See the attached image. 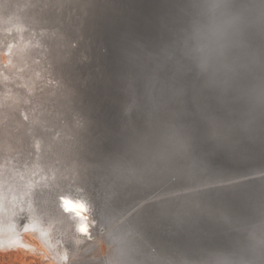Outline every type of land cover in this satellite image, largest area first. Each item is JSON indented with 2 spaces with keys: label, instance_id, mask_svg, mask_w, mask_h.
Wrapping results in <instances>:
<instances>
[{
  "label": "water",
  "instance_id": "water-1",
  "mask_svg": "<svg viewBox=\"0 0 264 264\" xmlns=\"http://www.w3.org/2000/svg\"><path fill=\"white\" fill-rule=\"evenodd\" d=\"M37 1L42 5H51L53 9L45 11L37 5L30 11L34 14L29 15L24 11L28 2L15 0V13L9 15L18 16L19 19H15L23 20L26 26L29 23L46 22V19H52V13L54 21L51 26L61 22L64 29H71V34H74L72 36H80L87 43L92 34L96 41L101 36L108 35L110 45L114 47V61H109L110 65L97 74L99 79L87 84L86 92H82L91 99L97 97L83 103L91 114L89 120L92 128L86 130L87 140L94 138L91 134L105 135L99 133L102 123L106 126L105 131L122 124L121 128L131 126L137 131L133 121L132 125L123 123L118 110L122 104L130 108L129 114L135 109L131 116L133 120L142 115V121L149 124L150 113L157 115L160 112L150 105L152 99L137 93L146 109L131 101L127 104V101L131 100L133 94L129 90L130 86H137L142 93L144 89H151L147 85L151 81L154 86L161 85L165 89L164 95L170 98L171 110L167 116L175 118L174 129L181 130L182 135H189L184 157L169 163L172 165L176 162L184 167L182 169L190 172L186 175L188 184L192 183V173L198 169L201 172L203 168L204 173L200 175L205 177V172L219 174L220 177L217 176L215 180L264 170V0H222L225 6L217 15L232 22L223 47H217L207 33L210 24L206 11L208 0H109V7L102 4L99 6L100 0ZM61 6L73 9L70 12L69 9H64L61 14L58 12ZM138 9L139 12L135 15L134 12ZM73 13L75 17L72 16ZM0 17L5 19V16ZM259 17L262 18L258 19ZM60 37L62 39L55 42L60 51H65L78 64L88 61L84 59L87 50L83 48L79 37L68 38L69 43H66L65 36ZM134 39L138 41L137 47L130 46ZM73 41L75 45L78 44V48L71 47ZM99 43L105 45L104 41ZM113 71H118L123 76V82L111 75ZM117 86H121L120 89ZM82 96L84 95H79L78 98L80 103ZM201 101L209 104L208 116L217 120V124L224 126V129H216L205 118ZM176 105H183L180 116L171 115ZM110 110L120 119L109 117L107 113ZM102 112L107 113L104 115ZM97 118H101L100 124V119ZM116 120L121 121V124ZM153 131L149 130L144 136L148 137ZM109 139L110 143L113 142L109 147L119 143L116 138ZM88 145L92 150L89 157L93 156L101 162L105 159L106 164V157L93 153L94 148H100L94 142ZM120 145L124 153L130 150L131 145L127 141L122 140ZM149 147L152 152L158 151L153 145ZM188 148L190 152L194 151L190 155ZM164 149L163 155L167 156L166 147ZM176 150L181 153L175 146ZM108 154L110 153L106 155ZM37 160L32 166L36 165L35 170L40 173L43 171L40 166L43 158L40 156ZM113 160L115 162L108 165L113 167L121 161L115 155L111 161ZM206 161L210 163L208 166L205 165ZM234 163H241L240 166L245 169L234 170L235 167L230 166ZM105 164H102L101 170ZM91 169L92 175L85 177L98 190L102 187H99L96 174L99 169ZM102 174L105 176L104 171ZM53 177L52 170V180ZM27 178H23L24 185L30 184L27 183ZM158 180V184L162 183L161 179ZM193 181L196 182L197 179ZM223 185L220 183L217 190L202 193H211L215 197H208L205 206L195 196L194 201L203 208L207 216L205 219H201L200 213L192 210L189 204L182 209L181 206L170 207H174L177 217L168 221L169 232L176 235L179 225L189 227L182 244L170 248L177 254V264H264V175L247 176L235 187ZM19 186L24 189L22 185ZM65 187L73 194L82 196L84 192L71 183ZM220 192L224 193V197L218 195ZM8 198L10 199V195ZM32 216L38 220L37 225L45 226L44 222L41 224L42 215L33 213ZM188 219L192 221L190 226L184 224ZM176 220L178 221L175 223ZM178 236L180 237L179 234Z\"/></svg>",
  "mask_w": 264,
  "mask_h": 264
},
{
  "label": "bare ground",
  "instance_id": "bare-ground-1",
  "mask_svg": "<svg viewBox=\"0 0 264 264\" xmlns=\"http://www.w3.org/2000/svg\"><path fill=\"white\" fill-rule=\"evenodd\" d=\"M2 4L0 1V10ZM101 4L109 7V0H100L98 5L102 6ZM138 12L139 9L134 14L137 15ZM26 13L34 14L29 10ZM259 22L262 30L263 24L261 20ZM14 26L16 29L12 35H0V250L20 249L21 252H28V255L30 253L40 257L43 264H159L158 259L166 262L165 264H177V254L170 250L167 238L148 234L146 225L140 222L138 216L143 214L142 210L146 209L149 213L156 207L155 209L162 211L165 206L172 205L178 208L181 206L182 209L187 206L186 203H190L189 207L200 213L201 219H205L207 216L203 208L194 201L196 194L209 189L217 190L220 183L225 187H235L247 176L264 175L263 170L229 176L222 180L201 181L199 176L204 173L203 168L201 172L198 169L192 173V183L188 184L186 175L190 172L182 169L184 167L176 162L172 164L174 167L169 163L184 157L183 152L189 144V135H182L181 130L174 129L175 118L167 116L171 110L170 98L164 95L165 89H162L161 85L154 86L151 81L147 83L151 89H144L142 93L137 86H130L129 90L133 94L131 100L127 101V104L131 101L146 109L137 93L152 99L150 105L158 108L160 112L157 115L150 113L149 124L142 121V115L133 120L131 116L134 112L129 114L130 108L122 104L118 110L123 123L132 125L133 121L137 131L131 126L121 128L123 124L118 128L109 127L106 131V126H102L99 133L105 134L104 136L95 133L91 134L94 138L87 140L88 142L81 139L82 143L94 142L97 147L103 149L104 157L107 153H113L121 161L109 168L105 159L101 162L91 156L89 163H79L82 164V170H79L77 165L74 167L75 161L67 157L72 149L70 140L57 133L46 134L40 127L41 122L50 119L48 112L52 107L49 99L61 97L69 103L71 98L65 92V86L56 87L60 83L59 75L47 58L40 56L38 43L31 40L32 32L25 31L17 21ZM71 47L76 49L79 46L73 41ZM8 77L13 80L19 78L15 81L22 83V86H15L13 82L7 81ZM182 106L176 105L171 115L180 116L183 112ZM200 106L204 110L205 118L216 129H224V126L217 124V120L208 116L209 104L201 101ZM32 107L41 114H31L28 109ZM52 123L55 125L53 121ZM73 128L71 123L67 126L68 135L74 134ZM31 129H36L38 138L52 139L51 144H44L45 148L41 149L40 142L32 140L28 134ZM149 130L154 131L145 137ZM109 137L118 139L119 143L109 148ZM122 140L131 145L128 152L124 153L121 149ZM151 145L155 146V149L158 148V151L152 152L153 150L149 149ZM175 146L181 153L175 151ZM165 147L167 156L163 155ZM40 156L43 158L40 164L43 171L37 173L36 165H32ZM103 163L104 169L101 170ZM91 168L99 169L96 172L98 182L107 185L104 193L98 191L93 182L85 177L92 175ZM52 170L54 181L51 179ZM115 172L116 177L111 175ZM24 177L31 185H24ZM140 179L147 182L145 192L148 194L142 199H138L136 187ZM158 179H161L162 183L172 180L177 184L176 188L169 190L164 187L154 192ZM195 179L196 182L193 181ZM124 181L130 184L128 197L133 200L132 204L127 209H123L121 204L112 207L109 200ZM69 183L82 188V196L69 192L65 187ZM162 183L160 184L166 185ZM153 193L156 194L152 195ZM33 213L42 215L41 224L44 222V227L37 225L39 223L37 219H33ZM166 221L167 219L164 224L162 219L158 224L163 226L161 229L168 231L169 225ZM187 221L184 224L190 226L191 219ZM143 241H154L155 246L142 252L137 242L139 244ZM25 252L22 253V259L27 256Z\"/></svg>",
  "mask_w": 264,
  "mask_h": 264
},
{
  "label": "rangeland",
  "instance_id": "rangeland-1",
  "mask_svg": "<svg viewBox=\"0 0 264 264\" xmlns=\"http://www.w3.org/2000/svg\"><path fill=\"white\" fill-rule=\"evenodd\" d=\"M0 1H2V3H3L1 6V10H2V12H4V14H1V15L5 16V19H3V17L2 18L0 17V35L2 33L7 34V36L12 35L14 32L13 30L16 29L14 26V23H16V21L18 23H20L21 27L23 29H25V31L32 32L31 33L32 34L31 40H34V41L36 40V42L38 43V45L40 47V52H39L40 56L41 57L45 56L47 58V61L53 65L55 72L59 75L58 81H60L61 84L58 82L59 84H57L56 87L57 86H65V92L68 94L69 98H71V101H69V103H66L67 100L62 99L61 97L60 98H52L51 100L49 99L48 102L50 103V106L52 107L51 110L48 112V114H49L48 116L50 119L46 122H41V126L39 123V126L46 131V134L57 133V135L62 136L61 134H65V132H67V129H66L67 126L70 123L73 124V126H74L73 133L74 134L68 135V132H67L64 136V138H66L67 140L68 139L70 140L71 148H72L71 151L68 152L67 157L69 160L75 161L74 167H75V165H77V168L79 170H82V167H81L82 164H79V163H89L90 162V157H89L90 154H88V153L92 152L88 143L86 144V143L81 142L82 138L86 142H88L87 141L88 136L86 134V130L89 131L92 128L90 120H89L91 114L89 113L88 109L86 108V105H84L83 103H86L87 101H91V100H94L97 98V97H95V98L91 99L90 97L87 96L86 93L84 94L82 92H86L85 88H88L87 84H89V83L92 84L93 81H95V80L97 81L99 79V76L97 74H99L100 70H102L103 68L108 67L110 65L109 61L110 62L114 61L115 58L112 57V50L114 47H111V45H110L111 39H109L108 35H107V37L101 36L96 41L94 38V35L92 34L89 43L83 42L82 39L80 38V36H72L74 34H71V31H70L71 29L70 30H67L66 28L64 29L61 26V22L58 24H55V26H51L52 25L51 23L54 21L53 20L54 15L52 13H51L52 19H46L47 23L44 21L41 24L29 23L26 26H24L25 22L23 20L15 19V18L19 19L18 16L9 15V13H13V11H15V7H14L15 4L13 3L15 0H0ZM26 2H28V3L26 5V10H24L25 12H27V9L29 11H31L37 5L40 8H42L43 10L45 9V11H48V10L51 11V9H53V7L51 5L39 4V2L37 0H26ZM70 3H72V2H70ZM64 9H69V12H70V11H72L73 8H71V7L70 8H68V7L64 8V6H61V8L58 9V12H60L62 14V10L64 12ZM73 14L74 15H72V16L75 17V13H73ZM45 15H47V13ZM48 15H50V13ZM61 17H62V15H61ZM63 17H64V15H63ZM26 18H29V17L26 16ZM10 28H12V29H10ZM60 36H63V37L65 36L66 43H69L68 38L79 37V39L83 43V45H82L83 48H85L87 50V52L84 53V54H87V55H84V56H86L84 59H87L88 61L82 62L81 64H78V63H76V61L74 59L70 58V56H68L65 51H60L58 45L55 43V42L62 39V37H60ZM84 37H86V36H84ZM102 37H103V39H102ZM86 39H88V38L86 37ZM100 41H104L105 45H100V43H99ZM130 46L137 47L138 46L137 39L132 40ZM29 57L32 58L34 56H29ZM111 75H113L114 78H117L120 82H123V78H122L123 76H121L118 71H116V72L113 71V73ZM7 79H8L7 81L13 82V84L15 86H22L21 85L22 83L15 81V80L19 79V78L17 79V77L14 78V80L11 79V77H8ZM85 86H87V87H85ZM82 94L84 96H82L83 100L80 103L78 101L79 100L78 98H79V95H82ZM72 101H74V102H72ZM28 110L30 111L31 114L36 115V114L40 113V112H38V110L36 108H33V107L29 108ZM132 110L134 112L135 109H132ZM102 113H104V112H102ZM106 113H104V115H106ZM107 114L111 118L113 116H115L116 118L120 119L117 116V114H115V113L113 114V112L111 110ZM77 117H80V119H78ZM94 117H96V116H94ZM97 119H100V120H98V123L100 124L101 118H97ZM52 121L55 123V125L52 123ZM116 121H118V120H116ZM118 122H120L119 124H121V121H118ZM101 125L104 126V123H102ZM61 130H63V132H61ZM29 131H30V133H28V134L31 136L32 140L35 139L36 141L40 142L41 149L45 148L44 144H51L50 140H52V139H50L48 137L47 138H45V137L44 138L43 137L38 138L37 137L38 132L36 131V129H34V130L31 129ZM94 131H96V130H94ZM97 135H99V134H97ZM106 138H108V137H106ZM109 138H111V137H109ZM111 143H113V142H111ZM190 148H188L189 152H190ZM191 149L194 150V148H191ZM81 150H83V151H81ZM84 150H85V152H84ZM93 151H94L93 153L96 156L99 155V156L103 157V154H102L103 149H95L94 148ZM111 155H114V154L112 153L110 155H106V161H107L106 164H112L115 162L114 160L111 161V159H113V156H111ZM215 158H216V156H215ZM217 160L221 161L220 159H217ZM151 162L152 161H149V163H151ZM200 163L203 164L202 161H200ZM205 163H206L205 165H207V166L210 164L208 161H206ZM240 164L241 163H239V164L234 163L230 166H231V168L235 167L234 170H236V171H240L241 169H245V168L241 167ZM108 167L110 168L112 166L108 165ZM115 174H116V172L114 174H111V175L116 177ZM218 175L219 174H214L213 172H211V173L205 172V177L199 176V178H201L202 181H207L208 179L209 180H215ZM218 177H220V176H218ZM203 179H207V180H203ZM219 179H221V178H219ZM158 183H159V180H158ZM158 183L155 187L156 189L154 192H156V191L158 192L159 190H161L164 187H165V189L167 188L169 190H173L174 188H176V185H177L174 181L166 182V185H160ZM66 185H70V183L66 184ZM100 185L102 187L100 189H98V191L104 193V191H106V189H107V185L105 186V184H99V187H100ZM146 185H147V182L145 180H141V179L139 180V184L136 186L137 191H138V199H142V198L147 196L148 193L145 192ZM130 190H131L130 184L128 183V181H127V183H126V181H124L122 183V185L119 186V189L117 191H115L114 196L112 197L113 199L111 198L109 200L110 205L113 207L114 205L121 204L124 206L123 209H127V207H129L132 204L131 202L133 201L132 199H129V197H128V193L130 192ZM209 190H211V189H209ZM155 194L156 193H153L152 195H155ZM218 195L224 197V193L220 192V194H218ZM211 196L213 198H215L213 196V194H211V193H207L205 195H202V193L196 194V197H199L197 199L201 201L203 206H205L207 203L206 199H208V197L210 198ZM186 204L191 205L190 203H186ZM155 208L156 207H154V209H152L149 213L146 209H143L142 210L143 214L140 213V215L138 216V218L141 220L140 222H142L143 224L146 225V227L148 229V234L154 235L156 237L165 236L167 238L169 244H170V248L175 247L174 245L179 246L180 244H182V240H183V238H185V236H186L185 234H186L187 230L189 229V227H185V226L182 227V225H179L178 229H177L178 233L176 235L169 232L170 228L168 231L161 229V228H163V226L161 227L160 224H158V223L162 219H163L164 224H165V220L167 219L166 223H167V225H169L170 222H168V221L170 220V218L175 219L177 217V214H174L175 210L173 208L171 209L170 206H165L162 211L155 209ZM182 228H184V229L182 230ZM178 234L180 235V237L178 236ZM137 245H138V248H140L142 250V252H145L149 249V247L155 246V243H154V241H149V242L143 241V242H140L139 244L137 242ZM24 252H23V250L21 252L20 249L18 250L15 248H13L12 250L9 249L8 251L7 250H5V251L0 250V264H43V261H41L40 257L32 255V254L30 255V253L28 255V252H25L27 256H25V254H24L25 257H24V259H22V253H24ZM157 261L159 262V264H165L166 263L161 259H158Z\"/></svg>",
  "mask_w": 264,
  "mask_h": 264
},
{
  "label": "clouds",
  "instance_id": "clouds-1",
  "mask_svg": "<svg viewBox=\"0 0 264 264\" xmlns=\"http://www.w3.org/2000/svg\"><path fill=\"white\" fill-rule=\"evenodd\" d=\"M225 5L222 0H208L206 5L207 14L210 17V24L207 28L209 37L217 47H223L227 39L232 22L217 15L218 11Z\"/></svg>",
  "mask_w": 264,
  "mask_h": 264
}]
</instances>
